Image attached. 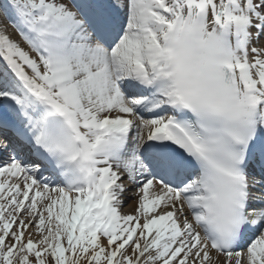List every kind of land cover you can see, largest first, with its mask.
Wrapping results in <instances>:
<instances>
[{"label":"snow or ice","instance_id":"snow-or-ice-1","mask_svg":"<svg viewBox=\"0 0 264 264\" xmlns=\"http://www.w3.org/2000/svg\"><path fill=\"white\" fill-rule=\"evenodd\" d=\"M0 264H264V0H0Z\"/></svg>","mask_w":264,"mask_h":264},{"label":"bare ground","instance_id":"bare-ground-1","mask_svg":"<svg viewBox=\"0 0 264 264\" xmlns=\"http://www.w3.org/2000/svg\"><path fill=\"white\" fill-rule=\"evenodd\" d=\"M127 207V206H126Z\"/></svg>","mask_w":264,"mask_h":264}]
</instances>
